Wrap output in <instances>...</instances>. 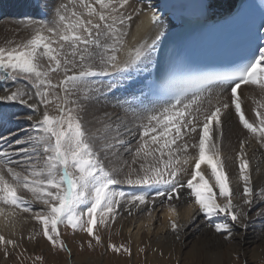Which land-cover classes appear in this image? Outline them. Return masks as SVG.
<instances>
[{
    "label": "snow or ice",
    "instance_id": "6c2138e0",
    "mask_svg": "<svg viewBox=\"0 0 264 264\" xmlns=\"http://www.w3.org/2000/svg\"><path fill=\"white\" fill-rule=\"evenodd\" d=\"M143 11L131 0H68L51 20L21 21L27 38L0 45V82L12 85L3 89L0 102L27 108L24 119L31 122L29 129H21L22 137L0 136V204L24 213L41 205L32 215L39 231L28 239L39 243L37 237L42 238L57 253L70 252L63 225L73 234L85 233L89 249L103 247L131 257L127 244L112 243L111 236L105 243L104 235L122 211L131 215L145 206L141 210L150 214L147 205L158 199L169 202L168 227L176 240L196 215L225 241L235 239L237 227L246 232L255 220L264 221V187L254 185L246 151L252 138L264 148V44L233 70L145 84L139 95L119 105L122 114L105 112L97 119L99 127L87 126L91 105L152 64L160 31L150 41L128 42L134 19ZM151 22L161 28L163 16L152 12ZM242 86L260 92L259 99L252 98V120L242 109ZM150 95H158L152 102L158 106L144 105ZM233 115L247 138L240 141L238 173L230 179L231 157H222L220 140ZM123 153L133 154L138 170L121 177L123 169L109 168L105 161ZM124 184L143 190L125 193L118 189ZM185 189L195 212L181 223L173 201ZM0 245L5 258L9 246L19 247L2 235ZM37 262L44 264V257L37 255Z\"/></svg>",
    "mask_w": 264,
    "mask_h": 264
},
{
    "label": "bare ground",
    "instance_id": "6f19581e",
    "mask_svg": "<svg viewBox=\"0 0 264 264\" xmlns=\"http://www.w3.org/2000/svg\"><path fill=\"white\" fill-rule=\"evenodd\" d=\"M164 1L165 0H131L134 7H143L144 11L138 19H134L128 37L129 46L144 39L150 41L154 38L157 31L161 32L162 37L166 31L173 27L169 18L161 14V5ZM67 2L68 0H0V45H3L9 39L20 40L29 36L30 33L23 30V25L21 23V21L26 18L21 17L28 16L34 20H51L55 16L57 8L62 3ZM231 2L232 0H214L215 6L218 9L228 8ZM128 10L131 11V9ZM152 12H156L158 15L163 16V25L161 28H157L152 24ZM42 13H46V18H41ZM36 15H38L37 18L35 17ZM6 16H11L12 18H10V21L5 20L3 22ZM154 60L155 54L152 58V64ZM144 73L145 72H142L138 76H134V79L130 82H126L124 87L114 90L105 97H101L98 103L91 105L85 115L87 126L92 129L99 127L97 119L103 117L105 112H117L122 114L123 108L119 105L123 104L126 99H131L132 94L139 95V90L144 84L138 82V79L139 77L143 78ZM25 83L26 82L21 81L20 86L23 87ZM11 86L10 83L6 85L4 82H0V95L4 94L3 89L5 87ZM242 90V100L244 101L242 109L245 111L246 118L252 120L255 118L252 98L259 99L260 92L255 86H242ZM240 91L241 90H238V92ZM147 99L144 101L149 103L148 107L158 106ZM114 105H116V107H113ZM27 114H29V110L19 104L0 102V136H9L11 133L18 134L15 138L24 136L25 132L21 131V129H29L27 126H30L31 123L24 119ZM246 138L247 131L239 125L238 117L233 115L224 123L223 136L220 140L222 147L220 148L222 157H231L227 163V171L229 172L230 179H234L238 173V161L235 157L239 152L240 141ZM246 151L250 160L254 185L257 188L264 187V148L257 144L256 140L252 138L249 139L246 144ZM119 157L112 158L111 162L108 161L110 168L121 169L112 167L113 164H117L121 161ZM133 166H138V164H133ZM257 166L259 167L258 172L256 171ZM190 168L191 165H189V170ZM202 168H206V165H202ZM132 169V166H128L123 169V172L127 173ZM187 178L186 176L185 180ZM118 188L125 193L143 190L139 187L126 184L120 185ZM26 196L29 199L31 198L30 194H26ZM165 200L166 199L163 201ZM173 203L177 205L179 221L181 223H187L195 212V206L188 196V190L185 189L181 199L173 201ZM33 206L37 208L42 207L41 205ZM151 206L154 208L152 207L153 210L150 211V214L149 211L141 210L145 206H141V209L133 210L131 215L128 214L127 210L122 211L117 217L115 224L112 226L114 230L129 237H131L130 233L133 236L131 231L132 227L137 230L134 236L131 237L134 241L135 253H138L141 244L147 242L150 248L148 257L154 256L156 258L159 256V253L162 252L165 257L169 255L171 256L170 258H173V260L177 262L185 261V264H237L236 254L239 253V250L245 255V260L241 264H253L258 258L264 256V221L259 219L255 220L249 225L246 232L237 227L234 230L235 239L225 241L220 235L215 234L212 229L207 227L202 216L196 215L193 222L187 223V227L182 231L180 239L176 240L168 227L170 215L168 210L169 202H161V200L158 199L154 205H147V208L149 209ZM3 211L7 210L4 209L2 212ZM2 212L0 211V215L5 216L6 214H2ZM19 215L15 216L14 219L18 221L19 230L21 232L31 231L35 225V221L32 219V215L34 214L23 213ZM3 218L4 217L0 218V235L7 236L10 229L2 223ZM152 250H154L153 254L150 253ZM1 260L3 263L5 262L3 258ZM88 261L89 264H92L90 259ZM70 264H79V262L74 259Z\"/></svg>",
    "mask_w": 264,
    "mask_h": 264
},
{
    "label": "rangeland",
    "instance_id": "374dc122",
    "mask_svg": "<svg viewBox=\"0 0 264 264\" xmlns=\"http://www.w3.org/2000/svg\"><path fill=\"white\" fill-rule=\"evenodd\" d=\"M36 18L38 15L35 16ZM34 17V18H35ZM12 18L11 16H6L4 18L3 22L5 20H9ZM21 18H28V16L21 17ZM29 128V126H27ZM135 142V141H133ZM220 147L222 145L220 144ZM121 159L120 162L117 164H113L112 167L117 168H126L128 166H132L133 169L138 170V166H133L132 160H133V154L127 153L120 155L119 157ZM107 167L110 168V164L108 161H105ZM124 171V170H123ZM120 172L121 177H123L126 173ZM119 187V186H118ZM119 189V188H118ZM167 201V200H165ZM163 201V202H165ZM160 202V201H159ZM33 207V214H35L36 210H39V208ZM153 206L149 207L150 210ZM7 210V211H1L2 214H6L5 216L0 215V218L4 217L2 220V223L5 224L7 227H9L10 232L7 236H4L6 239H15L19 245L18 248L12 249L9 246L10 256L8 258H5L3 255V246L0 245V264H33V260L37 255L44 257V264H70L72 260H76L79 262V264H89V259L92 261V264H185L186 262L182 261H175L173 258H170L171 256L168 255V257L164 256L162 252L159 253L158 257H148V252L150 250L148 243H143L140 245L139 249L143 248L145 249L144 252L135 253L134 249V241L131 237L134 236L136 233V229L133 227L131 228V231L133 233H130L131 237L123 235V233L114 230L112 227L111 232H106L104 235L105 243L108 242V236H111V242L116 244H127L133 252V255L131 257H128L127 255H116L113 254L111 251H106L103 247H95V249H89L87 247V235L85 233H76L73 234L70 227H65L63 225L60 226L61 233L63 237L66 239L67 246L70 248V252H59L57 253L55 249H51L49 244L42 238L37 237L39 240V243H37L36 240H29L28 237L33 234L35 231H39V226L35 223L33 229L29 232H21L19 229L18 221L14 220L15 216L19 214H23L24 212L20 211L19 209H13L10 206L0 204V209ZM154 208V207H153ZM7 212V213H6ZM20 216V215H19ZM19 218V217H18ZM5 220V221H4ZM14 220V221H12ZM24 221V220H23ZM17 223V224H16ZM134 229V230H133ZM84 243V247L81 248L80 244ZM138 249V250H139ZM156 250V249H155ZM154 250L150 251L151 254H153ZM239 250V253L236 254V259L238 261L237 264H241L245 260V255ZM4 259L5 262L3 263L1 259ZM163 258V259H162ZM156 259V260H155ZM88 261V262H87ZM39 264V262H37ZM91 264V263H90ZM253 264H264V256L258 258V260Z\"/></svg>",
    "mask_w": 264,
    "mask_h": 264
}]
</instances>
